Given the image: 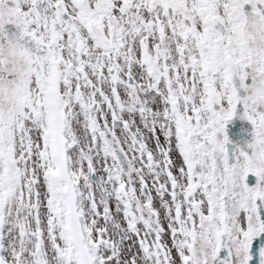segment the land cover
Masks as SVG:
<instances>
[{
	"label": "snow or ice",
	"instance_id": "snow-or-ice-1",
	"mask_svg": "<svg viewBox=\"0 0 264 264\" xmlns=\"http://www.w3.org/2000/svg\"><path fill=\"white\" fill-rule=\"evenodd\" d=\"M0 264H264V0H0Z\"/></svg>",
	"mask_w": 264,
	"mask_h": 264
}]
</instances>
